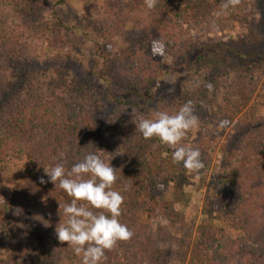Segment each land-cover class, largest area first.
<instances>
[{
    "label": "trees",
    "instance_id": "16d2710c",
    "mask_svg": "<svg viewBox=\"0 0 264 264\" xmlns=\"http://www.w3.org/2000/svg\"><path fill=\"white\" fill-rule=\"evenodd\" d=\"M95 1L104 33L101 42L94 43L92 68L83 64L77 74L63 66L60 56L40 61L35 53L36 43L44 42L49 31L64 27L54 11L48 26L46 0H0L18 11L14 22L13 16L0 14V248H4L0 264H81L82 257L55 234L65 219L62 209L58 214L59 204H68L71 198L58 185L40 180H48L44 169L57 163L70 169L93 151L117 169L113 190L124 197L119 220L134 233L129 241L118 242L102 264H162L164 258L186 256L189 251V264H264V123L256 117L264 106L259 100L263 92L252 101L250 80L240 75H225L213 85L212 93L221 97L217 125L231 124L242 110L249 122L237 127L225 146L221 169L229 172L222 188L205 191L201 208L205 223L192 244L181 241V250L172 255L164 248V239L169 229L188 227L179 207L187 203L186 187L193 180L205 183L207 146L201 132L185 145L193 128L181 141L185 147L198 148L205 165L199 174L188 173L182 164L172 162L171 148L155 138L145 140L135 128L141 118L154 119L163 105L169 109L163 112L175 114L191 101L194 114H201L200 96L207 94L195 98L191 83L201 89L207 79L200 66L218 64L221 58L187 34L243 29L232 46L239 61L238 48L264 40L253 14L257 4L241 0L225 10L226 0H157L149 10L144 0ZM63 2L56 0L58 5ZM154 40L165 44L174 61L196 68L188 84L163 95L168 99L161 96L140 104L129 97L152 91L155 67L162 68L151 55ZM85 72L93 74L100 86L93 85ZM241 144L244 152L237 162L234 157ZM11 166H21L13 177L6 174ZM7 186L11 189L2 200ZM151 221L165 225L153 241Z\"/></svg>",
    "mask_w": 264,
    "mask_h": 264
},
{
    "label": "rangeland",
    "instance_id": "374dc122",
    "mask_svg": "<svg viewBox=\"0 0 264 264\" xmlns=\"http://www.w3.org/2000/svg\"><path fill=\"white\" fill-rule=\"evenodd\" d=\"M46 1L47 6L45 7L44 18L47 20L48 26L53 22L51 14L54 11L56 17L64 24V27L58 29L59 31H49L44 42L36 43L34 47L36 55L40 61H48L55 56H60L64 62L62 63L63 66H68L72 72H76L77 74L79 73L78 67L81 68L83 64L85 68L91 69L94 43L101 42V35L104 33L102 31L101 17L98 12L100 7L99 3L95 0H64L63 4L58 5L56 0ZM246 1L250 6L257 4V8L254 7L253 14L264 39V0ZM16 11L7 2H0V14L5 13L8 18L9 16H13V19H10L12 22L15 20ZM243 33V29L236 27L233 30H226L223 33H206L205 35L198 31H191L186 36V38H194L198 42L205 43L206 47H209L210 50L216 51L213 55L221 58V61L211 66H200L203 69V75L207 79L205 83L201 84V89L200 86L198 87L193 82L191 83L195 98L199 97L200 93H206L207 95L205 96L206 99H203L202 95L200 96L204 101L203 110L200 111L201 114L199 116L197 115L199 120L197 125L193 127L191 139L185 145L189 146L196 134L198 132L202 133L205 146H207L208 172L204 184H198L196 180H193V184L186 187L189 198L184 206L179 207V211L184 215L188 227L183 231L168 230V235L164 239V248L168 255H172L175 251L181 250L179 248L181 241L187 240L192 244L197 230L205 223L201 214L205 191L210 190L215 193L216 190L222 188L223 179L227 175L226 172H229V170L225 172L221 169L222 154L226 148L225 146L235 134L234 131L238 129L237 127H244L249 122V118L246 116V110H242L231 124L225 125L224 123H220L217 125L215 113L217 110L216 106L220 103L221 97L217 93L213 94L212 91L214 89L210 91L206 85L208 83L212 85L219 83V79L225 75L232 77L233 75H240V77H246L250 80L252 86L250 89L253 90L252 101L257 96V92L262 91V99L260 98L259 100L264 102V40L261 44L254 45L253 47L238 48L241 51V57L239 61H235L236 58L232 52V46H236L237 38L241 37ZM221 45L225 47L224 52H220L219 48ZM156 57L159 59L162 68L159 66L155 67L156 80L153 90L132 94L129 97L130 100L137 101L141 104L150 99H159L161 96L180 87L181 84H188L190 82L188 76L193 74L196 68H194L193 64V66L191 64H179L174 61L173 56L166 52L163 57ZM84 75L90 79L93 85L100 86V83L96 81V77L93 74L85 72ZM47 78L45 77V79ZM203 87L204 92L202 90ZM170 89L171 91H169ZM163 98L164 100L166 98L168 99V96H163ZM252 101L249 106L252 104ZM161 109L162 111L169 110L164 105L161 106ZM256 117L264 123V106L256 112ZM243 146L244 144L240 145V149L238 153L236 152V157H234V160L237 162L243 156ZM10 168L6 174L13 177L16 171L20 170L21 166H15L14 168L11 166ZM195 186L199 189L198 191ZM10 189V186L4 189L3 195L1 196L2 200L7 199V194ZM214 224L216 225L217 223ZM149 225L152 230L151 240L153 241L157 230L165 225L157 221H151ZM3 249L0 248V251ZM113 250L115 249L113 248ZM111 251L106 252L108 253L105 259L107 262L111 258L108 257ZM120 252L121 250L116 254L118 259ZM174 256L171 260L164 258V263L162 264H189L190 251L186 256H184V253L181 256L175 254Z\"/></svg>",
    "mask_w": 264,
    "mask_h": 264
},
{
    "label": "clouds",
    "instance_id": "9594fccd",
    "mask_svg": "<svg viewBox=\"0 0 264 264\" xmlns=\"http://www.w3.org/2000/svg\"><path fill=\"white\" fill-rule=\"evenodd\" d=\"M147 9L152 10L157 0H144ZM241 0H226L223 8L236 7ZM153 57L165 55V44L154 40L151 44ZM206 87L211 91L213 85ZM171 91V89L169 90ZM191 101L183 104L175 114L156 111L154 119L141 118L135 128L145 140L157 139L172 151V162L182 164L188 173L199 174L205 167L198 148L185 147L181 141L197 125ZM48 180L41 177V183L51 182L71 198L68 204L60 205L64 222L55 228L56 238L61 244L71 247L76 256L82 257L81 264H102L106 252L111 251L118 242L129 241L134 233L120 222L121 206L124 197L120 191L113 190L117 182V169L106 163L96 152H88L82 160L66 169L57 163L51 169H44ZM163 184L158 188L163 189Z\"/></svg>",
    "mask_w": 264,
    "mask_h": 264
}]
</instances>
